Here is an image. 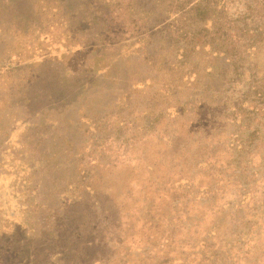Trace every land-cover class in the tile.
<instances>
[{
	"label": "trees",
	"instance_id": "1",
	"mask_svg": "<svg viewBox=\"0 0 264 264\" xmlns=\"http://www.w3.org/2000/svg\"><path fill=\"white\" fill-rule=\"evenodd\" d=\"M57 1L58 7L46 0H0V78L6 77L10 86H32L37 76L31 66L41 56L46 59L53 55L61 60L62 55L81 48L97 52L120 44L133 48L135 55L149 51L156 59L154 67L158 64L177 74V83L166 93L176 97V110L167 106L159 116L184 117L204 107L209 109V103L213 109L205 117L195 114L188 123L185 121L186 131L192 136L191 150L198 155L191 162L186 159L192 165L197 160L194 171L179 168L176 189L181 186L184 192H177L175 198L181 196L184 202L203 206L219 188H232L234 195L217 205L209 223L201 224L202 213H195L197 224L202 226L200 234L187 238L178 231L174 236L160 233L159 241L150 238L153 230L160 232L164 227L152 225V219L159 215L150 211L153 204L147 197L168 196L167 191L154 190L153 168L145 167L150 189L140 192L142 208L135 209L138 203L133 201L110 203L106 194L99 198L96 192L101 186L100 172L87 169L79 152L81 144L90 143L82 140L77 145L69 138L63 145L54 134L60 124L67 123L70 129L75 123L83 128L87 140L96 142L101 137L99 130H104L103 116L90 114L82 104L73 109L64 107L63 117L61 109L54 111L57 101H50L48 106L54 113L47 114L48 108L43 105L13 120L2 141L6 140L7 146L0 147V264H264V191L258 190L257 184L244 188L245 182L240 179L243 169L239 167L244 156L246 167L251 166L249 152L258 141H264V0H159L151 9L140 5L139 11L129 3L127 14L136 17L127 33L122 29L127 35L119 38L113 36L118 31L113 21L117 18L115 12L111 14L101 4L91 9L93 0L79 3L87 7L84 13L74 7V0ZM240 7L245 11L241 12ZM156 8L163 15L154 14ZM248 14L251 22L244 18ZM180 17L188 21L186 26H181ZM45 18L51 21L49 27L61 28L59 40L51 42L50 35L43 33ZM95 23L100 24L92 32L95 38L80 41L79 34L91 33V24ZM4 28L11 40L8 46L1 39ZM161 32L165 44L153 46L152 39ZM171 33L177 38L172 39ZM35 41L47 42L48 47L38 50L41 48H35ZM81 67L87 78L75 81H80L82 87L95 81L98 72L105 69H94L89 64ZM152 79L146 77L127 86L110 106L108 115L118 121L129 90ZM153 118L142 128L150 127ZM123 124L120 121V127L113 131L120 135ZM217 124L224 126L218 128ZM21 126L30 135L21 143L26 154L20 160L11 157L14 151L10 136ZM262 152L260 163L264 162ZM246 167L244 171L250 174ZM200 173L204 184L197 180ZM196 181L200 182L197 186ZM254 181H258L256 176ZM165 205L173 208L176 204ZM207 207L212 209L211 204ZM136 211L143 214L141 217L145 215L144 228L150 224L151 229L138 233L139 242L132 239L131 231ZM192 222L196 224L195 219ZM150 246L157 247L156 251Z\"/></svg>",
	"mask_w": 264,
	"mask_h": 264
},
{
	"label": "rangeland",
	"instance_id": "2",
	"mask_svg": "<svg viewBox=\"0 0 264 264\" xmlns=\"http://www.w3.org/2000/svg\"><path fill=\"white\" fill-rule=\"evenodd\" d=\"M38 1L40 2L41 0ZM46 1L54 7H58L59 5L57 0ZM74 1V4H76L74 7L76 9L78 7V9L81 10L80 12L84 13L87 7L84 5V7L80 6L79 3L82 0ZM85 1L91 0H84L82 3ZM129 3L136 7V11H139L140 5L144 6V8L149 7V9H151L159 3V0H109L108 3H105L104 0H93L91 9H96V5L98 6L101 4L106 7L111 14L113 12L117 14V18H114L113 21H115L114 27L118 29V33L116 32L113 36L119 38L123 34L127 35V31L133 24V17H136L127 14ZM238 9L241 12L245 11V8L243 9L242 7ZM45 12L46 10L44 9L42 14L44 17L46 16L44 14ZM156 13H158L157 15H163V11L158 8L155 9L154 14ZM244 18L247 22L252 21L250 14ZM179 19L181 26L187 25L188 21L184 20L185 22H183L181 17ZM146 22H148V19ZM142 23H145V21H142ZM50 24L51 21L45 18L42 24L43 33L50 35L49 41L51 42L59 40L61 37L59 36L61 28H56V26L49 27ZM142 26H144V24ZM23 27L26 28L25 25H23ZM9 28L10 27L7 29ZM91 28V33L84 36L79 34L78 38L80 41L87 42L89 39L95 38L92 32L100 28V24H91ZM7 29L4 28L2 31L1 39H5L6 43L3 45L8 46L11 40L9 39ZM122 29H124V31L127 30L126 33H123ZM193 29L196 30V27H193ZM161 34L162 35L152 39L153 46H162V44H165L166 37L162 32ZM171 35L172 39L177 38L176 33H171ZM163 37H165V39ZM70 42L74 43V40ZM15 43L18 45V42ZM34 45L36 49L40 47L41 49L38 50L42 51L48 47L47 42L35 41ZM115 46H107L106 51L99 50L97 52H90L87 49L81 48L76 53L62 55L61 60H57L58 56H54L53 58V55H49L46 59H43L44 56H41L40 60L31 66L35 76H37L35 80H32V86L19 87L20 84L18 83L17 85L10 86L9 80L6 79V77L0 78V147L4 148L7 146V141H2L5 139L4 137H7L5 133L15 120L22 118L25 114L31 113V111L43 105H46L48 108L47 114L49 113L51 115L54 113L51 111V107L48 106L50 101H57V107L54 108V111L57 112L58 109H61L62 114L60 115L63 117H66L63 111L64 107L68 106L72 108L83 104L90 114L97 113L99 117L103 116L101 122L102 126H104V130H99L101 137L98 138L96 142L87 140V135L84 137L83 128L75 125V123L70 129H67L70 127L67 123L60 124V128L54 135L63 145H65V142H67L66 140L69 138H71L73 143L76 142L77 145L82 140L90 143L89 145L86 144V142L85 144H81L79 152L81 153L80 155H83L82 164L87 169L100 172L101 182L99 185L101 186L97 189V196L100 198L105 196V194L109 195L108 199L110 203H116V205L119 203L121 205L124 200L126 204L133 201L135 204L138 203V206L136 208L134 207L135 209L142 208L140 192L142 189H150L148 182L150 175L145 170V167L151 166L154 172V175H151L154 190L167 191L168 196H163L161 198H156L155 196H151V198L150 196L147 197L149 202L153 204L150 211L153 214L156 213L159 215L157 219H152V225H158L160 228L164 227L160 232L153 230L150 233L151 235L149 234V236H151L150 238H156L157 241H159L160 233L174 236L178 231H180L182 236L184 235L187 238H189L190 235L196 236L200 234L199 232L202 230L200 223H209L213 215H215L217 205H221L224 201H229L234 195L232 188H219L217 192H213L207 197L206 200L208 202L203 206L200 204H192V202H184L182 200L183 197L179 196L178 199L174 196L177 192L182 195L184 192L183 188H180L181 186L176 189L177 184H175V180L178 177L179 168L191 172L194 171L195 168L192 167L194 163L197 162L196 160L193 165L186 163V159L191 162L194 160L193 158L198 155L197 151L191 150L190 143L192 142V136L186 131L188 119L195 114H198L200 118L205 117V115L213 110L210 107L212 104L209 103L206 105L209 109L204 107L184 117L168 118L164 115L165 118L159 116L167 106L172 105L174 107L171 109L176 110V97L174 95L167 96L166 93L177 83V81H175V75L177 74L167 72L163 67H159L158 64L154 67V61H156V59L150 55L149 51H142L140 55H135L132 52L133 48H129V46L123 45L121 47L120 44ZM165 46L166 45L163 47ZM22 50L24 49H18V51ZM116 54L119 57L115 56ZM113 57L114 59L112 60ZM84 64H89V66L91 65L94 69L100 67L105 69L101 73L98 72L95 81L90 84L87 83L85 87H82V83L77 80L75 81V78L80 80H82V78H87V72L81 67ZM93 72H95V70ZM150 76L153 77V79L148 83L144 82L142 86H136L134 89L129 90L127 93L129 95L128 99L123 101L125 109L120 112V118L118 121L117 119H112V117L108 115L110 106L115 103L117 98H120V95L123 94L127 86L129 87L131 83L144 80L146 77ZM60 101H62V103ZM75 117L76 116L73 118ZM153 117H156L155 121L150 123V127L143 129L142 124L146 125V121L154 119ZM113 121L114 124H112ZM120 121L124 124L120 129V135H118L115 130L113 131V128L115 129L117 126L120 127ZM216 126L222 128L224 125L217 124ZM27 132L26 127L21 126L18 131L16 130L11 133L10 138L13 143L11 150L14 151L11 157L13 159L21 160L25 156L26 149L21 146V143L30 135ZM95 135L97 136L98 134ZM263 144L264 141H258L256 143L257 146L253 147L249 152L247 158L251 159V166L246 167L245 156L240 160L241 163L239 167L243 169L240 179L245 182L244 188L246 189L253 184H257L259 187L258 190L264 191V162L260 163L263 159L261 155L263 153L262 151H264ZM49 147H47V149ZM185 147L187 150L184 151ZM58 149L60 150L57 146V150ZM90 158H95L96 161L93 163L89 160ZM97 158L100 159V161H97ZM245 167L248 171L249 169L251 170L250 174L244 171ZM2 168L3 165L0 166V171ZM253 170L256 171V173ZM204 171L205 170L202 172ZM195 173H199V171H195ZM261 175L262 177H260ZM183 176L185 177V175ZM254 176L258 179L257 182L254 181ZM198 179H201V184H204L201 173L198 174L197 180ZM198 184H200V182L198 183V181H196L195 186ZM212 185L215 186V184ZM153 188H151L152 191ZM128 191H130V193L126 196ZM110 194H112V196H110ZM129 196H131L133 200L130 199ZM214 196L216 199H213ZM169 202H174L176 204L175 207H167L165 204ZM209 204H211L212 209L207 207ZM163 211H166L168 214L167 217H165L166 213H162ZM246 212L247 209L244 208L243 213ZM132 213L133 217L134 212ZM195 213H202L203 217L199 224H197L198 217ZM140 215L143 214L136 211L135 220L133 225L131 224L132 235H134L132 239L136 242L140 240V234L138 233H142L150 228V224L146 225L144 228L145 215L142 217ZM194 219L196 224L192 222ZM128 240L129 239H126V241ZM193 241L194 240H192L191 243L195 242ZM157 244H159V242H157ZM151 246L149 249L156 251L157 247L153 249Z\"/></svg>",
	"mask_w": 264,
	"mask_h": 264
}]
</instances>
